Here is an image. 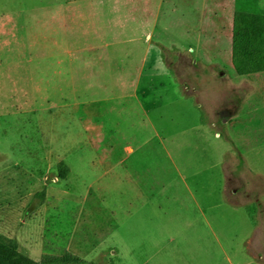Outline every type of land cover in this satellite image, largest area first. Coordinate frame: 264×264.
I'll list each match as a JSON object with an SVG mask.
<instances>
[{
	"label": "rangeland",
	"instance_id": "rangeland-1",
	"mask_svg": "<svg viewBox=\"0 0 264 264\" xmlns=\"http://www.w3.org/2000/svg\"><path fill=\"white\" fill-rule=\"evenodd\" d=\"M155 8L0 0V236L17 243L0 244L2 264H40L69 248L86 264H264V247L260 258L243 253L252 233L264 245V175L248 170L264 172V161L247 168L228 157L227 200L216 188L222 158L212 154L231 146L227 136H244L219 113H235L228 86L249 77L233 67L224 81L214 68L191 70L182 48L192 45V18L180 0L157 18ZM245 107L264 115L261 104ZM198 112L216 127L195 123ZM111 147L116 158L104 160ZM128 147L143 159L118 167ZM61 161L73 171L65 180ZM132 165L137 174L125 171Z\"/></svg>",
	"mask_w": 264,
	"mask_h": 264
},
{
	"label": "crops",
	"instance_id": "crops-1",
	"mask_svg": "<svg viewBox=\"0 0 264 264\" xmlns=\"http://www.w3.org/2000/svg\"><path fill=\"white\" fill-rule=\"evenodd\" d=\"M148 1L150 2V6L156 7L151 16L157 18L159 13H163L162 9L169 0ZM180 2L184 10L182 11L183 15L190 18V20L192 18V21H190L191 25H188L186 34H188L190 40L193 39V42L192 45L189 43L186 47L182 48L184 51L188 48L184 54L188 62H190L189 67L191 70L194 69L193 65H202V67L209 69L214 68L217 72H219L218 74L220 77L218 79L224 81L227 78L228 73L232 70L231 67H233L236 72L232 63L234 15L236 12L264 15V0H180ZM262 73L263 72H257L249 75H239L237 73L239 76L249 77L247 83L244 84L246 88L238 85L228 86V91L230 94H233V97L238 98L240 105L235 113H233V115L228 119L227 123H222L228 124L231 129H235L237 127L244 128L245 133L244 136L235 135L232 138L227 136L226 139L229 140V144H231V146L221 144L213 145L215 147L212 148V154L217 156L219 159L222 158L220 159L219 165H216V168L218 169L216 171V188L222 189V193L226 199L227 175L223 166L228 157L229 159L238 157L242 164L244 163L247 168H249L250 165L248 161H264V115H262L263 113L258 112L260 107L252 109H247V107H245L247 103H250L253 105L261 104V108H264V77H262ZM215 76L216 75H213L214 80H216ZM140 77L141 76L137 75L136 80L139 81ZM242 90L245 91L242 92ZM249 92L251 93L247 97ZM241 110H243L242 113H240ZM193 112L195 111H191V113ZM189 114L190 112L187 114V120L189 118ZM204 116L205 115L203 113H199V115L194 118L195 123L201 124L203 128L206 126L215 128L216 121H205ZM258 122H262L261 130L257 129ZM217 136H219V134H217ZM139 150L140 149L138 148L128 147L127 153L122 154V156L119 157V161L117 163L118 167H124L127 161H141L143 157L139 154ZM117 153L118 152H116V150L112 147L108 148L105 152L104 160H112L116 158L115 155ZM131 169L134 174H137L138 170L134 167V165L128 166L125 171L129 174ZM257 169L260 170V172L253 169L248 170L252 175L259 173L260 176H263L264 172L260 168ZM70 170L71 173H73L72 168H70ZM169 178L171 185H166V193H172L174 191L172 186L173 179L171 176ZM117 179V182L119 183V176ZM132 183L134 184V191H142L140 185H138L135 181H132ZM148 187L149 190L153 189L154 192H157V179L155 177L153 186L149 184ZM118 191L120 190L118 189ZM233 192L236 194L238 193L237 190ZM240 202L241 203L233 204L236 206H247L246 204H250L254 201H250L248 203H244L242 201ZM256 203L260 209L262 202L258 200ZM214 207L218 208L219 203H214L213 208ZM248 208H250V206H248ZM261 240L262 238L260 241ZM263 247L264 245L259 243V235L255 237L254 233H252L245 239L243 253L248 257H254V259L260 258L262 256L259 254L258 250ZM67 252L76 255L75 253H72L71 248H69ZM234 252L236 253L235 250Z\"/></svg>",
	"mask_w": 264,
	"mask_h": 264
},
{
	"label": "trees",
	"instance_id": "trees-1",
	"mask_svg": "<svg viewBox=\"0 0 264 264\" xmlns=\"http://www.w3.org/2000/svg\"><path fill=\"white\" fill-rule=\"evenodd\" d=\"M232 63L239 75L264 72V15L236 12L233 21ZM58 179L65 180L70 174V167L63 161L58 164ZM45 191L40 195L45 198ZM8 244L16 248L14 240L0 236V244ZM45 259L48 256H44ZM40 264H86L76 255L66 253L64 256L53 257ZM2 262L0 258V264ZM39 264V263H34Z\"/></svg>",
	"mask_w": 264,
	"mask_h": 264
},
{
	"label": "water",
	"instance_id": "water-1",
	"mask_svg": "<svg viewBox=\"0 0 264 264\" xmlns=\"http://www.w3.org/2000/svg\"><path fill=\"white\" fill-rule=\"evenodd\" d=\"M219 115L222 119V122L227 123L228 119L233 115V112L232 109L227 108L220 111Z\"/></svg>",
	"mask_w": 264,
	"mask_h": 264
},
{
	"label": "flooded vegetation",
	"instance_id": "flooded-vegetation-1",
	"mask_svg": "<svg viewBox=\"0 0 264 264\" xmlns=\"http://www.w3.org/2000/svg\"><path fill=\"white\" fill-rule=\"evenodd\" d=\"M228 107L224 108V109H227Z\"/></svg>",
	"mask_w": 264,
	"mask_h": 264
}]
</instances>
